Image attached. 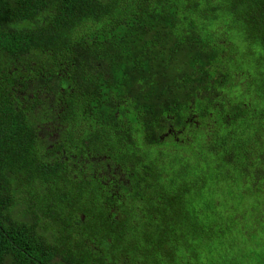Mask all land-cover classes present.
Listing matches in <instances>:
<instances>
[{"label":"trees","instance_id":"obj_1","mask_svg":"<svg viewBox=\"0 0 264 264\" xmlns=\"http://www.w3.org/2000/svg\"><path fill=\"white\" fill-rule=\"evenodd\" d=\"M256 68L264 76V0H0V264H264L256 240L236 252L221 220L185 200L212 175L238 178L253 202L234 240L254 237ZM167 139L173 157L218 156L213 173L166 182ZM131 228L152 235L148 252L122 246ZM188 235L196 251L178 254Z\"/></svg>","mask_w":264,"mask_h":264},{"label":"rangeland","instance_id":"obj_2","mask_svg":"<svg viewBox=\"0 0 264 264\" xmlns=\"http://www.w3.org/2000/svg\"><path fill=\"white\" fill-rule=\"evenodd\" d=\"M239 45H242L241 41H238ZM246 45L245 43L243 44ZM257 54V53H256ZM264 80V76H261L256 68V80L249 81L247 84L250 85V89L252 93H255L256 90H261L264 88L262 83ZM262 84L260 88L259 85ZM256 101V112H259V96L254 97ZM261 104V103H260ZM264 107V106H263ZM259 124V120H256ZM176 144L175 142L167 139L163 143V152H167L169 156H163V158H158L159 163L163 167L164 173L163 176L168 182L170 179H174L177 185H180V179L185 178V180H193L196 173H203L205 175L213 173V158L218 157L216 155H202L201 157L196 156L185 146H180L175 154ZM78 165L81 162L77 163ZM156 166H158L156 164ZM77 168V167H76ZM246 183L242 184L238 183V178L236 180H231V182H227L224 180L215 181L212 175L211 180L206 181V183L202 186H194L185 195V200L189 203L188 209L196 208L198 209L197 217L204 222H208V219L213 218V221L217 219V221L221 220L226 230H228L223 238L224 243L229 244L233 247L236 252L241 251L242 249L248 248V243L251 240H256V258L263 257V254H260L261 251L264 250V227L262 226V222L264 221V217L262 218L260 214L264 215V197L258 198L256 200V216H258L256 223V230L253 232L254 237L244 236V240H234L239 236V226H240V217L242 214L250 211L248 208L249 203L252 199L248 194H245L244 191L240 192L241 188L244 189ZM261 200V203L259 201ZM216 203V207L214 210H210L208 206L210 204ZM253 202V201H252ZM22 207L26 208L27 203H32L33 200L31 196H27L26 200H21ZM234 210V212L232 211ZM220 212V215H218ZM218 216V218H215ZM223 221V222H222ZM147 229L145 232H147ZM152 235L144 236L142 233L136 231L135 229H130L129 234L125 237V240L122 242V246L129 245V254L136 253L138 255H142L149 251L151 246V238ZM198 239L192 235H188L184 237V243L180 242L177 253L182 255H191L196 251L195 248H191V245L195 244ZM215 243L214 247H218L223 244ZM244 241H246L244 243ZM98 248H101L103 251L107 250V243L101 242L96 243ZM144 251V252H143ZM109 252V251H108ZM120 250L115 252L114 254H120ZM199 255L203 257V261L208 256V248L201 246L200 250H197ZM111 255V252H109ZM243 254V258L246 264H255L249 257ZM150 256L153 255L149 254ZM217 257L213 255L211 257V262L215 263Z\"/></svg>","mask_w":264,"mask_h":264}]
</instances>
